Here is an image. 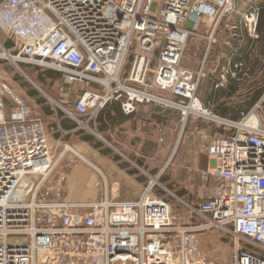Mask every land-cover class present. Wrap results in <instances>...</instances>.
<instances>
[{"label": "built area", "instance_id": "1", "mask_svg": "<svg viewBox=\"0 0 264 264\" xmlns=\"http://www.w3.org/2000/svg\"><path fill=\"white\" fill-rule=\"evenodd\" d=\"M232 14L258 37V10L239 12L235 0H0V30L14 40L12 48L0 44V264H264L240 244L264 251V93L240 120L226 121L234 133L207 136L214 166L200 176L215 179L216 190L185 204L193 220L177 222L154 195L152 177L135 201L65 200L66 177L54 176L46 127L1 70L7 61L26 76L21 67L31 65L59 73L65 84L95 87L74 98V111L63 109L85 128L113 101L126 114L143 102L175 107L186 120L204 76L180 63L187 40L200 36L209 47ZM7 96L16 106L8 116ZM215 229L234 239L226 261L206 259L197 237Z\"/></svg>", "mask_w": 264, "mask_h": 264}, {"label": "crops", "instance_id": "2", "mask_svg": "<svg viewBox=\"0 0 264 264\" xmlns=\"http://www.w3.org/2000/svg\"><path fill=\"white\" fill-rule=\"evenodd\" d=\"M235 7L239 12L249 10L240 9L239 0H235ZM259 14L258 9V17ZM232 20L234 21L231 22ZM225 22L230 27H225ZM257 34V38L250 36L240 16L232 14L218 26L213 34L215 42L209 47L207 41L198 36L205 40L206 49L208 47L204 57L182 56L180 63L189 69L202 70L203 78L210 83L204 91L209 95L208 100L215 94L255 95L250 102L252 107L259 100L256 98L264 93L262 26L257 29ZM235 64L240 66L234 67ZM225 70L228 73L225 80H221L220 75ZM232 72L234 75L231 74ZM240 73L243 77L242 84L226 85V78L235 77ZM72 85L78 86L82 91L95 88L93 86L89 88L84 84ZM72 85L66 84L65 87H61L62 91H70ZM200 92L201 90L199 94ZM79 93L68 96L72 104L66 105V109L74 111L73 100ZM64 100L68 99L64 98ZM198 100L202 107L209 105L204 97ZM135 106L133 113L126 114L118 101L110 102L94 115L89 122V128L79 126L64 110H61L63 114L57 115L56 111L54 112L59 117L55 115L58 121L49 140L54 159L58 161L54 176L62 174L66 177L64 199L75 203L96 201L104 197L113 201H135L152 176L162 181L157 180L159 185L156 186H162L164 190L178 188V193L171 192L185 204L195 205L207 199L216 190L217 181L212 178L202 179L200 171L211 168L214 162L208 157L203 145L199 149L188 147L177 153L178 141L176 140L175 143V137L178 136L180 140L183 130L178 133V127L181 122L187 120L189 137L194 133L208 136L218 133L211 125V121L215 119L235 121L237 116H233L232 119L228 116V112L211 115L209 108L205 107L204 109L210 114L209 117L205 119L193 117L190 112L186 120H182L181 110L175 107L154 102L137 103ZM238 118L240 119V114ZM220 122L227 125L226 122ZM234 132L232 127L229 134L219 132L217 135L225 136ZM173 142L175 148L171 144ZM66 146L70 149L65 150ZM196 173L198 176L193 178L192 174ZM153 193L168 203L175 221L193 220L175 215L168 198L156 193L155 186ZM202 234L208 233L199 234L197 236L199 241L202 239ZM205 258L207 259L206 255Z\"/></svg>", "mask_w": 264, "mask_h": 264}, {"label": "rangeland", "instance_id": "3", "mask_svg": "<svg viewBox=\"0 0 264 264\" xmlns=\"http://www.w3.org/2000/svg\"><path fill=\"white\" fill-rule=\"evenodd\" d=\"M239 8L240 9H260L264 8V0H239ZM259 18V17H258ZM232 20L231 22H233ZM258 22V21H257ZM206 23H201L199 25V32L203 33L206 30ZM206 25V26H205ZM0 44L5 46L6 48H12L14 46V40L9 38L4 32L0 30ZM229 45V44H228ZM206 52V42L204 39L196 36V37H190L187 40V44L185 47L184 55L183 57H204ZM131 61V57L128 56L125 62V65L123 67L122 76H124L129 69V64ZM26 76L23 75L21 72H19L16 67L11 65L7 61L1 62V70H2V77L3 79L10 85V87L14 90L16 95L19 97V99L25 103L32 112V115L34 117L40 118L42 122L44 123L46 127L47 134L50 138H52V131L54 130V126L56 125L58 118L56 116L63 112L66 105H71L70 95H75L76 93L81 92L76 85H72L70 88V91H61V87H65L66 84L63 82L62 77L59 73L46 68H37L31 65H23L21 67ZM242 75L241 73L235 77L226 78L227 82L226 85H240L242 84ZM210 83L206 78H202L199 87L196 93V97L199 99L204 97L207 99L209 105H203V108L208 107L209 111L216 115H221L222 110H226L228 112V116L230 118L235 117V121L240 120L238 118L239 114L241 112H246L250 109L251 105L250 102L252 101L253 97L255 95H248V94H241V93H232V94H215L213 97H211L210 100H208V93H205L208 85ZM76 86V87H75ZM90 88V87H89ZM201 88V89H200ZM199 90H201L199 94ZM64 95H61L63 94ZM66 94V95H65ZM261 95H259L256 99L258 100ZM50 98L51 100H49ZM64 98L68 100H64ZM62 101H61V100ZM255 99V100H256ZM7 100V111L5 112L6 116H8L11 106L16 107L15 103L12 101L10 97H6ZM203 104V103H202ZM56 111V112H55ZM57 114H55V113ZM193 117H203L204 119L206 117H209L207 115H201V114H195L192 113ZM260 118L264 117V105L261 108L260 112ZM56 115V116H55ZM192 116V115H190ZM59 117V116H57ZM218 119H215L211 121V125L214 126L215 134H229L232 130L231 126L225 125L222 122H225L224 119H219L220 121H217ZM187 120L180 123V126L178 127V133L182 134L180 136V140H178V136L175 138L178 141L177 145V153L185 150L188 147H191L192 149H199L202 148V145L205 146L207 136L201 135V134H191V137H189L187 133L190 132V129L188 127ZM55 131V130H54ZM177 133V135H178ZM209 136V135H208ZM175 143L173 144V148H175ZM198 173L192 174V177H197ZM152 178H155L152 176ZM156 180V179H154ZM160 182H162L160 179H157ZM170 190V189H169ZM164 190L163 187L155 186V191L158 194H161L162 196L168 198L169 203L171 205L172 211L175 213V215H179V217H186L189 218V213L187 211V207L185 203L181 201L180 198L173 195L179 192L178 188H173V190ZM172 191V192H171ZM170 192V193H169ZM183 204V205H182ZM182 220V218H180ZM191 219V218H190ZM208 234H202L201 239V247L207 257L208 260L216 261H226L232 257L233 254V237L231 235L226 234L225 232L221 230H210L206 232ZM206 239V240H205ZM241 246H245V248L252 252H259L262 256H264V251H258L256 248H254L251 245L240 243ZM77 262V260H76ZM101 264V262L99 263Z\"/></svg>", "mask_w": 264, "mask_h": 264}, {"label": "bare ground", "instance_id": "4", "mask_svg": "<svg viewBox=\"0 0 264 264\" xmlns=\"http://www.w3.org/2000/svg\"><path fill=\"white\" fill-rule=\"evenodd\" d=\"M189 110L190 112H193V113H197V114H201V115H207L208 112L206 109H204L201 105V102L198 100V101H195L194 103H192L190 106H189ZM186 112H188L187 109H185ZM208 116V115H207ZM212 117V116H211ZM225 121V120H224ZM226 122V121H225ZM228 123V122H227ZM250 123H255V118H252V120L250 121ZM177 144V143H176ZM155 181V180H154Z\"/></svg>", "mask_w": 264, "mask_h": 264}, {"label": "trees", "instance_id": "5", "mask_svg": "<svg viewBox=\"0 0 264 264\" xmlns=\"http://www.w3.org/2000/svg\"><path fill=\"white\" fill-rule=\"evenodd\" d=\"M261 26L264 29V8L260 9L259 19H258V23H257V29H259V27H261ZM221 113L225 114V113H227V111L222 110Z\"/></svg>", "mask_w": 264, "mask_h": 264}, {"label": "water", "instance_id": "6", "mask_svg": "<svg viewBox=\"0 0 264 264\" xmlns=\"http://www.w3.org/2000/svg\"><path fill=\"white\" fill-rule=\"evenodd\" d=\"M49 100H51L50 98H48Z\"/></svg>", "mask_w": 264, "mask_h": 264}]
</instances>
